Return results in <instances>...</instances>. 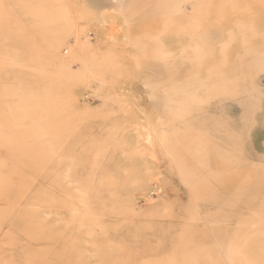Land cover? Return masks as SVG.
Returning <instances> with one entry per match:
<instances>
[{
	"label": "rangeland",
	"instance_id": "obj_1",
	"mask_svg": "<svg viewBox=\"0 0 264 264\" xmlns=\"http://www.w3.org/2000/svg\"><path fill=\"white\" fill-rule=\"evenodd\" d=\"M0 264H264V0H0Z\"/></svg>",
	"mask_w": 264,
	"mask_h": 264
},
{
	"label": "bare ground",
	"instance_id": "obj_2",
	"mask_svg": "<svg viewBox=\"0 0 264 264\" xmlns=\"http://www.w3.org/2000/svg\"><path fill=\"white\" fill-rule=\"evenodd\" d=\"M201 142V141H200ZM196 143V142H195Z\"/></svg>",
	"mask_w": 264,
	"mask_h": 264
}]
</instances>
